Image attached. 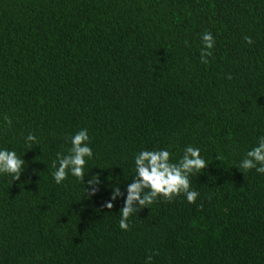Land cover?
I'll return each mask as SVG.
<instances>
[{"label": "trees", "instance_id": "16d2710c", "mask_svg": "<svg viewBox=\"0 0 264 264\" xmlns=\"http://www.w3.org/2000/svg\"><path fill=\"white\" fill-rule=\"evenodd\" d=\"M81 129L84 177L57 184ZM260 136L264 0H0V147L25 161L0 175V264H264V174L239 168ZM189 145L195 201L158 196L121 230L134 156Z\"/></svg>", "mask_w": 264, "mask_h": 264}, {"label": "clouds", "instance_id": "9594fccd", "mask_svg": "<svg viewBox=\"0 0 264 264\" xmlns=\"http://www.w3.org/2000/svg\"><path fill=\"white\" fill-rule=\"evenodd\" d=\"M203 49L201 50V62L207 64L206 59L211 53L206 51L214 44L210 33L205 32L201 36ZM247 43L251 39L245 37ZM7 123H11L7 121ZM25 143H37L36 137L29 133L25 137ZM71 147L68 154H57L53 162L52 178L55 183H62L68 175L81 179L84 177L86 159H91L93 152L89 146V136L86 129H81L72 135ZM25 161L18 156L15 150L0 147V175L11 177L12 181L18 180L23 171ZM205 160L200 155V149L186 146L181 157L175 162L170 161V152L166 149L141 150L134 156L135 175L127 184L123 195V207L120 208L119 227L121 230L128 229V217L139 208L150 205L158 196L171 200L173 196L184 194L188 203H193L198 196L196 191L190 190L189 176L194 172L204 169ZM239 168L247 171L255 169L256 173L264 174V136L257 139L239 162ZM99 175H93L86 181L85 191L89 196H94L99 191ZM121 196L118 187L112 188L105 207L111 209L112 201ZM137 207H133V203ZM145 264H151V256L147 257Z\"/></svg>", "mask_w": 264, "mask_h": 264}]
</instances>
